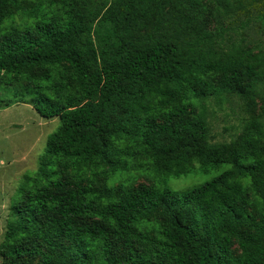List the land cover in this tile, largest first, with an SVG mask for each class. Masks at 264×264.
I'll return each instance as SVG.
<instances>
[{
    "label": "trees",
    "instance_id": "trees-1",
    "mask_svg": "<svg viewBox=\"0 0 264 264\" xmlns=\"http://www.w3.org/2000/svg\"><path fill=\"white\" fill-rule=\"evenodd\" d=\"M202 1L0 0V85L59 120L12 204V261L264 264V45L226 42ZM207 1L226 16L243 8ZM235 98L241 133L211 143L204 103ZM222 165L186 193L131 185Z\"/></svg>",
    "mask_w": 264,
    "mask_h": 264
},
{
    "label": "rangeland",
    "instance_id": "rangeland-1",
    "mask_svg": "<svg viewBox=\"0 0 264 264\" xmlns=\"http://www.w3.org/2000/svg\"><path fill=\"white\" fill-rule=\"evenodd\" d=\"M235 1H241L243 8L233 16H226L210 1L203 0L207 10L208 27L211 31L224 29L226 42L242 38L243 45L256 54L264 45V0H234V3ZM14 96V87L0 85V264L16 262L40 264V256L32 258L24 256L18 261H12L6 256L7 249L4 248L3 241L7 224L11 221L10 213L17 197V190L25 173L37 170L46 139L57 129L59 120L41 118L30 105L16 103ZM204 105L211 143H228L241 133L245 124V115L236 98L222 104L209 99ZM226 168L227 166L222 165L207 174L196 171L178 178L166 176L161 179L147 172L135 175L131 185L133 188H138L141 185L156 184L158 189L181 194L209 181ZM25 246L33 248L36 245L32 240H28ZM39 247L43 253H50L46 245L41 244ZM135 248L139 250L137 243ZM123 250L122 243L113 240L112 256L120 258ZM231 250L234 255L239 254L235 243Z\"/></svg>",
    "mask_w": 264,
    "mask_h": 264
}]
</instances>
